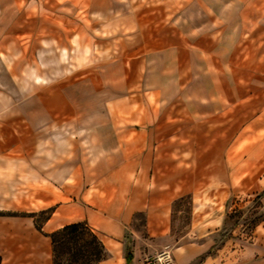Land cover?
Listing matches in <instances>:
<instances>
[{"label": "rangeland", "instance_id": "obj_1", "mask_svg": "<svg viewBox=\"0 0 264 264\" xmlns=\"http://www.w3.org/2000/svg\"><path fill=\"white\" fill-rule=\"evenodd\" d=\"M170 2L0 0L4 207L28 214L70 195L91 206L95 193L128 194L130 182L119 178L129 165L117 154L135 136L130 99L140 123L146 87H159L172 115L158 123L180 131L157 134L151 179L142 183L154 204L168 201L170 228L149 237L138 212L125 249L144 240L155 264H182L174 248L193 243L201 253L183 264H256L264 258V0ZM167 24L170 36H154ZM181 32L178 46L171 35ZM202 143L212 157L199 160ZM58 259L83 264L84 256L60 246Z\"/></svg>", "mask_w": 264, "mask_h": 264}, {"label": "crops", "instance_id": "obj_2", "mask_svg": "<svg viewBox=\"0 0 264 264\" xmlns=\"http://www.w3.org/2000/svg\"><path fill=\"white\" fill-rule=\"evenodd\" d=\"M170 1L171 0H163L164 4L167 2L171 4ZM179 2L180 0H172V5L178 4ZM115 8H117V4ZM116 14L115 12L113 17L115 21L120 19ZM163 15L169 17L172 14L164 13ZM176 16L180 17L178 13ZM146 19H149V17L146 16ZM141 20H144V18ZM168 26V24L161 25L160 28L156 29L157 33L154 36H160L161 38L166 37V35L170 36V29ZM182 26L183 28L181 31L187 30V24L183 23ZM140 34L146 36L151 33L142 32ZM182 36V32L179 33L178 36L171 35L172 38L176 39L178 46L183 43ZM167 49L169 48L158 49L149 54L161 53ZM147 67L149 68L150 66L148 65ZM146 77L145 70L143 84L147 86ZM231 89L232 88L229 87V90ZM160 91L161 89L159 87H146L144 91L145 99L142 102L145 107V113L141 116L140 123L138 112H134L133 110L134 98L131 97L130 99L132 125L129 129L130 133L135 134V136H131L129 142L125 143L120 141L122 149L125 148L123 145H126V149H128L129 152L123 150L117 154L129 165L130 171L123 172L122 176L119 178L130 182L128 194L122 191L120 192V196L116 195L114 198H110L106 197L104 194L95 193L94 196L91 195L90 197L91 202L88 200L92 207L89 204H84L82 200L81 202L74 201L73 195H70L69 200L50 201L48 206H45L47 207L46 209L50 210V214L43 222L38 223L35 217L38 212L43 211L42 209L45 210V207L33 210L31 211L32 213L28 212V214L21 210H11V208L4 207V203L8 202L9 199L3 197V194L9 189L8 185L3 184V182L0 183V264H54L51 234L67 224L79 221L86 222L105 246L107 255L99 264H144V259L150 258L148 254L151 253V250L147 248L145 244H142L144 240L135 242L134 247L131 249H125V233L134 214L138 212H143L145 214V227L148 229L149 237L165 236L170 228V206L168 205V201L163 202L158 200V202L154 204L153 201H151L147 184L142 183L148 182L151 179V152L152 149L156 148L159 144L155 145L157 143L156 139L158 138L157 134H167L168 138L171 136L170 134L180 131L178 129L175 130L168 123H158L161 115H172L169 110H162V97L160 98ZM150 96L153 97L154 103L151 102ZM215 110L216 109H211L210 115L215 113ZM215 118L216 119L212 120L218 121L224 117H218L217 114H215ZM168 139H165L167 142H165L164 145L162 144V146L166 145V147L170 148L169 146L172 142H169L171 140ZM208 146L207 143H202L200 147H198L199 150L197 154L199 160H201L202 157L210 156V152L208 155L205 152ZM190 147L191 146L186 145V148ZM179 157H181L180 154ZM227 160L230 166L234 165L233 156H230L229 153ZM230 175H233V172H231ZM77 179L83 180L84 176L77 175ZM0 180L4 181L5 178L1 176ZM170 190H166L167 195L173 198L176 194ZM65 192L67 194L68 190H65ZM86 193L87 191L81 193V198L83 200L86 199L85 197L88 195H86ZM160 196L163 197L164 195L160 194ZM173 253L177 255L176 257H178V260L183 261L181 262L183 264L199 255L201 250L193 243H186L176 246ZM128 254L131 256L130 261H127ZM256 264H264V258L262 261L259 260Z\"/></svg>", "mask_w": 264, "mask_h": 264}, {"label": "trees", "instance_id": "obj_3", "mask_svg": "<svg viewBox=\"0 0 264 264\" xmlns=\"http://www.w3.org/2000/svg\"><path fill=\"white\" fill-rule=\"evenodd\" d=\"M53 263L59 262L60 246L84 256L83 264L98 263L106 256L105 246L94 230L84 221L67 224L51 234ZM130 254L127 261H130ZM1 261V257H0Z\"/></svg>", "mask_w": 264, "mask_h": 264}, {"label": "built area", "instance_id": "obj_4", "mask_svg": "<svg viewBox=\"0 0 264 264\" xmlns=\"http://www.w3.org/2000/svg\"><path fill=\"white\" fill-rule=\"evenodd\" d=\"M164 255H166L167 257H169V252H164ZM161 258L162 257L156 258V261L161 262ZM146 264H155V261H153L151 258H147L146 259Z\"/></svg>", "mask_w": 264, "mask_h": 264}]
</instances>
